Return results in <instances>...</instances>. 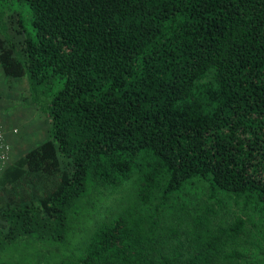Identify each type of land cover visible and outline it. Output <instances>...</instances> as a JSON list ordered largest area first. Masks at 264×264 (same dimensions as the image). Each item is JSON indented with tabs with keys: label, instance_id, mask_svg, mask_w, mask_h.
<instances>
[{
	"label": "trees",
	"instance_id": "trees-1",
	"mask_svg": "<svg viewBox=\"0 0 264 264\" xmlns=\"http://www.w3.org/2000/svg\"><path fill=\"white\" fill-rule=\"evenodd\" d=\"M0 69L50 124L0 264H264V0H0Z\"/></svg>",
	"mask_w": 264,
	"mask_h": 264
},
{
	"label": "rangeland",
	"instance_id": "rangeland-1",
	"mask_svg": "<svg viewBox=\"0 0 264 264\" xmlns=\"http://www.w3.org/2000/svg\"><path fill=\"white\" fill-rule=\"evenodd\" d=\"M28 14V12L23 13L25 22L28 21ZM11 29L8 26L9 35L21 39ZM48 99L44 95H39L38 100L35 101L29 92L26 76L7 78L0 69V127L8 144L7 159L0 168V174L28 148L49 138L50 124L44 113ZM62 161L65 164L66 160L62 159ZM51 183L47 181V185ZM42 188L43 186H38L36 189L32 186H22L13 189L7 186L0 190V206L8 202L11 196L16 201L36 199Z\"/></svg>",
	"mask_w": 264,
	"mask_h": 264
},
{
	"label": "built area",
	"instance_id": "built-area-1",
	"mask_svg": "<svg viewBox=\"0 0 264 264\" xmlns=\"http://www.w3.org/2000/svg\"><path fill=\"white\" fill-rule=\"evenodd\" d=\"M7 153H8V144L5 141L4 132L0 127V168L3 167L6 162Z\"/></svg>",
	"mask_w": 264,
	"mask_h": 264
}]
</instances>
